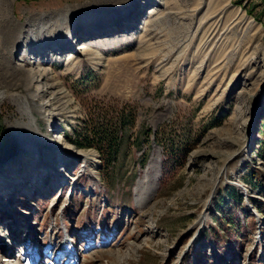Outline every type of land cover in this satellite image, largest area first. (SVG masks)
Instances as JSON below:
<instances>
[{"label":"rangeland","instance_id":"374dc122","mask_svg":"<svg viewBox=\"0 0 264 264\" xmlns=\"http://www.w3.org/2000/svg\"><path fill=\"white\" fill-rule=\"evenodd\" d=\"M0 214V264H264V0H0Z\"/></svg>","mask_w":264,"mask_h":264},{"label":"trees","instance_id":"16d2710c","mask_svg":"<svg viewBox=\"0 0 264 264\" xmlns=\"http://www.w3.org/2000/svg\"><path fill=\"white\" fill-rule=\"evenodd\" d=\"M99 151H100V154H101L102 163L104 164V167L107 170V168H109V166H110V164L112 162L113 156H115L114 155V151H113L112 148L111 149H108V150H105V149L100 148ZM232 233H234V235H235L237 232L234 229H232Z\"/></svg>","mask_w":264,"mask_h":264},{"label":"bare ground","instance_id":"6f19581e","mask_svg":"<svg viewBox=\"0 0 264 264\" xmlns=\"http://www.w3.org/2000/svg\"><path fill=\"white\" fill-rule=\"evenodd\" d=\"M153 13V12H152ZM215 37V36H214ZM9 204V203H8ZM10 206V204L8 205V207ZM8 207H6V209H8ZM6 209H5V211H6ZM7 212V211H6ZM7 213H9V214H11L10 212H7ZM12 215V214H11ZM12 217V216H11Z\"/></svg>","mask_w":264,"mask_h":264}]
</instances>
